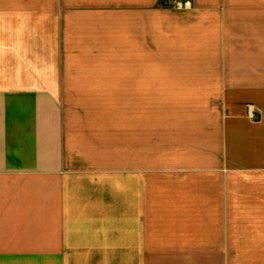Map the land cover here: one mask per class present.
<instances>
[{
    "label": "crops",
    "instance_id": "obj_1",
    "mask_svg": "<svg viewBox=\"0 0 264 264\" xmlns=\"http://www.w3.org/2000/svg\"><path fill=\"white\" fill-rule=\"evenodd\" d=\"M173 1L0 0V264H264V0ZM114 92L145 160L75 142Z\"/></svg>",
    "mask_w": 264,
    "mask_h": 264
},
{
    "label": "rangeland",
    "instance_id": "obj_2",
    "mask_svg": "<svg viewBox=\"0 0 264 264\" xmlns=\"http://www.w3.org/2000/svg\"><path fill=\"white\" fill-rule=\"evenodd\" d=\"M181 2L190 3L186 5L181 4ZM172 5L178 9L187 8L191 6V1L174 0ZM81 96L86 105L79 113L76 108L78 102L75 101H78ZM123 96L124 94L116 92L93 94L63 93L64 100L73 101L72 109H68L72 117L71 123L73 121L74 123L76 122V117L86 118L82 121L79 120L77 124L71 125L76 134L75 142H85L88 145L90 153L88 156H84L85 158L91 157L96 163H105L112 166L115 163L118 164L119 155L126 157V159L130 156L134 158L135 147L137 148L138 146H142V159L148 158L150 150L145 145L151 139V133L153 131L157 132L156 127L153 128L149 124L151 121L150 109L142 110L141 115L137 114L134 108L135 94H127L125 98L127 101L124 103L127 104V108L122 109L119 107V102L120 100L123 102ZM99 101H108L109 103L98 105ZM83 155L85 154L81 153V156Z\"/></svg>",
    "mask_w": 264,
    "mask_h": 264
},
{
    "label": "built area",
    "instance_id": "obj_3",
    "mask_svg": "<svg viewBox=\"0 0 264 264\" xmlns=\"http://www.w3.org/2000/svg\"><path fill=\"white\" fill-rule=\"evenodd\" d=\"M190 2H181V4H186V5H188ZM248 110H249V113L253 116L254 115V110L252 109V108H250V106H249V108H248Z\"/></svg>",
    "mask_w": 264,
    "mask_h": 264
}]
</instances>
